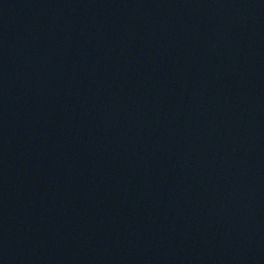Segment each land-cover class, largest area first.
I'll return each mask as SVG.
<instances>
[{
	"label": "water",
	"instance_id": "water-1",
	"mask_svg": "<svg viewBox=\"0 0 264 264\" xmlns=\"http://www.w3.org/2000/svg\"><path fill=\"white\" fill-rule=\"evenodd\" d=\"M0 264H264V0H0Z\"/></svg>",
	"mask_w": 264,
	"mask_h": 264
}]
</instances>
